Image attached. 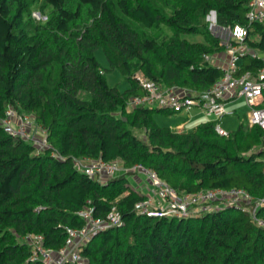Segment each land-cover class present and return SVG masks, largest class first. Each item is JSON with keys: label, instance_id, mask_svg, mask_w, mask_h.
<instances>
[{"label": "trees", "instance_id": "obj_1", "mask_svg": "<svg viewBox=\"0 0 264 264\" xmlns=\"http://www.w3.org/2000/svg\"><path fill=\"white\" fill-rule=\"evenodd\" d=\"M251 1L0 0V121L11 106L32 115L50 147L38 152L0 126V264H41L24 239L42 235L58 252L69 229L86 226L78 215L86 208L104 222L112 210L121 218L82 247L88 264H264V228L243 208L141 216L135 205L145 196L128 179L142 166L179 192L242 189L264 198L263 129L241 122L221 136L207 122L176 132L156 122L161 110L129 107L144 93L137 74L166 89H210L222 71L206 57L224 45L207 17L215 12L221 28L248 26ZM250 29L247 42L264 52V24ZM99 50L128 89L108 84ZM263 63L245 57L243 66ZM76 160L120 162L127 173L91 179ZM257 214L264 220V205Z\"/></svg>", "mask_w": 264, "mask_h": 264}, {"label": "built area", "instance_id": "obj_2", "mask_svg": "<svg viewBox=\"0 0 264 264\" xmlns=\"http://www.w3.org/2000/svg\"><path fill=\"white\" fill-rule=\"evenodd\" d=\"M246 18L248 26L220 27L223 33L228 35L227 40L222 43L223 56L209 55L206 60L212 66L221 69L222 75L210 89L202 93L176 88L166 89L137 74L136 78L144 93L131 97L129 107L160 109L172 114L190 113L197 108L207 117L216 119L214 123L219 135L228 136L229 132L220 126V121L235 114L226 110V103L240 98L244 99L249 107L248 125L258 126L264 130V63L256 71L243 66L245 57L264 62V52L256 50L247 42L251 25L264 24V0H252L248 3ZM14 122H17L18 126L14 127ZM0 126L13 137L33 143L38 152L50 148L46 133L36 124L35 118L19 112L12 106L8 108L5 119L0 121ZM28 128H32L30 133ZM38 133L46 138L43 147L36 140L40 139L36 137ZM75 168L91 179L99 180L114 178L119 172L127 173L120 162L76 160ZM115 168L116 173L111 175ZM133 171L146 176L151 190L144 201L135 205V211L141 216L152 215L157 218L182 220L205 212L234 207L243 208L259 227L264 228V220L257 214L258 209L264 205V198L256 200L242 189L230 191L211 189L195 194L179 192L152 170L136 166ZM78 215L85 221L86 226L80 230L69 229L65 246L58 252L45 247L42 235L29 234L24 242L32 249L31 260L41 264H88L81 255L82 247L86 246L94 235L121 224V218L116 210L111 211L105 222L95 219L91 208L80 211Z\"/></svg>", "mask_w": 264, "mask_h": 264}, {"label": "rangeland", "instance_id": "obj_3", "mask_svg": "<svg viewBox=\"0 0 264 264\" xmlns=\"http://www.w3.org/2000/svg\"><path fill=\"white\" fill-rule=\"evenodd\" d=\"M33 16L37 20L44 21V18L41 17V15L39 13H34ZM207 22L209 23V28L212 31V33H214V35L222 38L223 42H225L227 40L228 35L223 33L222 29H220V27L217 25L216 17L211 15V13H210V15L207 17ZM184 38L188 39L191 42H199V43L205 42V38L202 35H186ZM216 54H218V56L219 55L223 56V51L219 52V53H216ZM97 57H98V60H99L100 64L102 65L103 69H105V71H106L105 75H106V78H107V82H108V84L111 87H117L120 91H125L126 89H128V87H130V84L123 77L122 74L117 73L115 71L112 72V70H111V72L109 71L110 67H109V64H108V61H107L106 57L104 56L103 51L99 50L98 53H97ZM240 114H241L240 117H241L242 122L248 124V121H249V107L245 108V106H244L241 109V113ZM13 126L14 127L18 126V123L14 122ZM236 127L231 129L230 132L235 130ZM31 131H32V128H28V132L30 133ZM36 137L40 138V139L36 138V140L39 141L38 144L41 147H43L46 138L42 134H39V133L36 134ZM135 172H136L135 174L133 173V175L129 177V185H131L133 187V181H134L136 183V187H134L136 189L135 191H137V192L139 191L140 194L144 193L143 195H145L146 191H147V193H151V190L149 188V183L147 181L146 176L143 173H141V172H138V171H135ZM114 173H116V168L113 171V173H111V175H114ZM123 173H125V172H119L114 177H116V178L120 177V176L123 175Z\"/></svg>", "mask_w": 264, "mask_h": 264}, {"label": "crops", "instance_id": "obj_4", "mask_svg": "<svg viewBox=\"0 0 264 264\" xmlns=\"http://www.w3.org/2000/svg\"><path fill=\"white\" fill-rule=\"evenodd\" d=\"M115 72L120 73L119 71H115ZM182 90H188V89H182ZM188 91H190V90H188ZM244 106H245V108L248 107V105L246 104L244 99H240V98L230 100L226 103V110L233 111L235 114L233 116L227 117L222 122L220 121V126L225 131L230 132L231 129H233L234 127H236L238 124H240L242 122L241 117H240V115H241L240 113H241V109ZM161 113L162 114L155 116V120L159 124V126L162 128L172 129L176 132L188 131V130H190V129H192V128L200 125V124H204L207 122H213L214 123L216 121L215 118L207 117L204 113L201 112L200 109H197V108H195L190 113L172 114V113H168L164 110H161ZM129 177L130 176H128V179H129ZM105 180H108V179H105ZM105 180H100V181H105ZM134 187H136V183L133 181V187L132 188L134 190H136ZM147 194L148 193L146 191L144 196H146Z\"/></svg>", "mask_w": 264, "mask_h": 264}, {"label": "water", "instance_id": "obj_5", "mask_svg": "<svg viewBox=\"0 0 264 264\" xmlns=\"http://www.w3.org/2000/svg\"><path fill=\"white\" fill-rule=\"evenodd\" d=\"M211 15L215 16L216 17V13L215 12H211Z\"/></svg>", "mask_w": 264, "mask_h": 264}]
</instances>
